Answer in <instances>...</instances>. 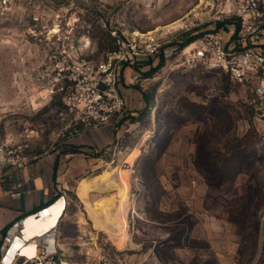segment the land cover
Returning a JSON list of instances; mask_svg holds the SVG:
<instances>
[{"label":"rangeland","instance_id":"374dc122","mask_svg":"<svg viewBox=\"0 0 264 264\" xmlns=\"http://www.w3.org/2000/svg\"><path fill=\"white\" fill-rule=\"evenodd\" d=\"M219 1L0 0V141L24 146L29 158L57 148L79 131L63 104L73 87L67 68L103 61L117 47L115 31L188 44L216 29ZM160 62L144 59L136 71L151 105L117 119L132 122L123 148L106 156L115 164L83 178L99 183L118 169L119 184L91 190L89 203L70 191L63 248L81 264L86 241L96 243L94 264H264V124L252 87ZM111 198L125 213L122 244L91 216Z\"/></svg>","mask_w":264,"mask_h":264},{"label":"built area","instance_id":"2783aa9c","mask_svg":"<svg viewBox=\"0 0 264 264\" xmlns=\"http://www.w3.org/2000/svg\"><path fill=\"white\" fill-rule=\"evenodd\" d=\"M210 20L214 25L230 20L238 25L230 26L228 32L211 30L188 44L171 41L166 36L144 40L138 36L121 38L113 32L116 51L99 63L82 60L67 68L73 87L64 96L63 104L74 115V122L88 129L109 126L121 118L126 107L120 87L122 68L151 58L171 63L173 69L220 71L233 82L252 87L250 103L257 120L264 124V52L258 49L264 39V0H220ZM30 160L24 146L0 141V185L5 170L25 166ZM113 164L114 158L105 163ZM69 205V198L61 194L12 222L0 237V264H81L76 261L78 255H69L61 242V225ZM58 210V221L47 226ZM38 226L43 228L38 231ZM95 247L93 241L78 246L85 250L82 264L95 263L92 258Z\"/></svg>","mask_w":264,"mask_h":264},{"label":"crops","instance_id":"0c3cea01","mask_svg":"<svg viewBox=\"0 0 264 264\" xmlns=\"http://www.w3.org/2000/svg\"><path fill=\"white\" fill-rule=\"evenodd\" d=\"M258 49L264 52V39ZM141 65L142 60L121 71V95L130 117L146 107L144 90H139L133 82ZM131 122L128 118L121 123L115 121L109 126L88 129L79 125V132L57 148L31 158L25 166L5 170L0 185V237L12 222L51 203L57 196L65 194L68 197L70 191L78 196L84 176L95 171L99 163H106L104 157L118 152L119 141Z\"/></svg>","mask_w":264,"mask_h":264},{"label":"bare ground","instance_id":"6f19581e","mask_svg":"<svg viewBox=\"0 0 264 264\" xmlns=\"http://www.w3.org/2000/svg\"><path fill=\"white\" fill-rule=\"evenodd\" d=\"M127 175L125 174L124 177ZM118 177H119V171L118 169L111 170L107 172L105 175L101 177V180L99 183H94L92 180H82L79 185V191L78 194L80 197L83 198V200L87 203H89V195L88 193L93 189L102 188L104 186H114L118 183ZM127 179L125 181L123 180L122 186L120 187L122 192L120 194V202L123 201V191L127 188ZM122 181V180H120ZM119 184V183H118ZM121 204V203H120ZM124 206V205H123ZM120 206L116 205V202L114 198L107 199L104 201L99 202V204L96 206V208H92L91 216L96 226L108 233L113 239H117L119 244H122L123 240L121 238L120 234V228L124 226V216L125 213L120 212ZM125 207V206H124ZM60 216V211L58 210L54 217L50 220L47 226H50L52 224H55ZM30 225H33L34 223L32 220L29 221ZM44 226V225H43ZM43 226H38V231L43 228Z\"/></svg>","mask_w":264,"mask_h":264},{"label":"trees","instance_id":"16d2710c","mask_svg":"<svg viewBox=\"0 0 264 264\" xmlns=\"http://www.w3.org/2000/svg\"><path fill=\"white\" fill-rule=\"evenodd\" d=\"M237 22L236 21H234V20H230V21H227V22H225V23H222V24H216L215 26H216V29L215 30H218V29H220V28H224V29H226V31H228L229 30V27L230 26H233V27H237ZM112 43H113V41H112ZM117 49V47H114L113 48V51H115ZM163 64H164V61L163 60H161V62L159 63V65H158V67L157 68H160V67H162L163 66ZM143 96H144V99H145V102H146V107H145V109L141 112V114L142 113H146V111H147V109L149 108V106L151 105V100H150V97L148 96V94H147V92H145V91H143ZM253 107V106H252ZM254 108V107H253ZM255 110V109H254ZM256 112V111H255ZM123 139H124V137H122L121 138V141H119V146H118V149L120 150V148H123V145H122V143H123ZM102 157H103V155H102ZM105 159H106V157H104Z\"/></svg>","mask_w":264,"mask_h":264}]
</instances>
